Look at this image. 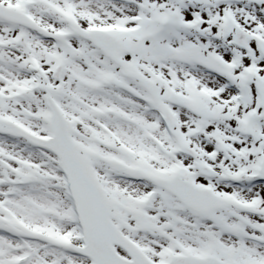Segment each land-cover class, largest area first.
<instances>
[{
    "label": "snow or ice",
    "instance_id": "1",
    "mask_svg": "<svg viewBox=\"0 0 264 264\" xmlns=\"http://www.w3.org/2000/svg\"><path fill=\"white\" fill-rule=\"evenodd\" d=\"M0 264H264V0H0Z\"/></svg>",
    "mask_w": 264,
    "mask_h": 264
}]
</instances>
